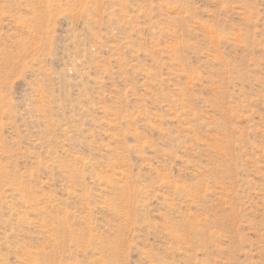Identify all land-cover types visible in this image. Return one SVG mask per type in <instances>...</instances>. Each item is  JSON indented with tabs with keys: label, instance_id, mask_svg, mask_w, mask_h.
<instances>
[{
	"label": "rangeland",
	"instance_id": "rangeland-1",
	"mask_svg": "<svg viewBox=\"0 0 264 264\" xmlns=\"http://www.w3.org/2000/svg\"><path fill=\"white\" fill-rule=\"evenodd\" d=\"M0 264H264V0H0Z\"/></svg>",
	"mask_w": 264,
	"mask_h": 264
}]
</instances>
